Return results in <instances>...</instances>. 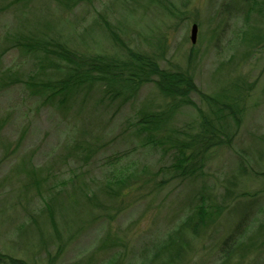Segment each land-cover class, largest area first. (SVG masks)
I'll return each instance as SVG.
<instances>
[{"label": "rangeland", "instance_id": "obj_1", "mask_svg": "<svg viewBox=\"0 0 264 264\" xmlns=\"http://www.w3.org/2000/svg\"><path fill=\"white\" fill-rule=\"evenodd\" d=\"M125 46L238 101L230 139L185 175L169 170L176 139L152 142L139 120L164 113L186 139L198 109H213L196 92L183 103L154 81L130 97L88 82L50 96L71 66L60 53L119 61ZM263 171L264 0H0L2 252L32 264H264Z\"/></svg>", "mask_w": 264, "mask_h": 264}, {"label": "trees", "instance_id": "obj_2", "mask_svg": "<svg viewBox=\"0 0 264 264\" xmlns=\"http://www.w3.org/2000/svg\"><path fill=\"white\" fill-rule=\"evenodd\" d=\"M115 40L118 41V38ZM125 49L127 56L125 59L119 61H116V59H105L101 55L83 59L63 51L59 55H62L71 66L68 68L69 72L67 75L54 84V91L50 96L55 97V95L59 94L68 95L73 93V89H78V86L80 87L88 82L101 84L106 88L117 87L116 95L122 93L126 94L125 97H130L136 87L143 83L154 81L159 91L165 97L173 100L181 99L183 103H193L189 99V95L192 92H196L203 100L210 102V106L213 109L208 114L202 109H198L201 117L199 129L186 139H181L176 134L172 133L171 135L169 133L167 117L164 113H143L142 119L139 120L143 126L142 128L153 136L152 142L158 143L156 140L161 142V139L162 142H169L171 139H176L171 148L174 162L169 165V170L176 171L179 175H185L188 173V166L186 164L191 161L198 162L203 160L210 149L227 142L229 134L226 133L224 123L229 118L238 119L240 114V110L236 107L238 101L234 98L232 100L229 98L220 101L213 96H207L197 87L193 76L188 70L163 68L153 56L141 53L127 46H125ZM118 87L126 89V91ZM89 150L90 148L87 149V151ZM190 173L194 174V169ZM262 174L264 175V171ZM198 214L200 220L203 222L206 218L204 202L199 206ZM240 224L234 227L232 233L223 242L224 248L227 245L231 247L236 244L235 233L238 231ZM229 250L227 249V251ZM56 258V255L52 256L50 264H54ZM0 264L32 263L0 250Z\"/></svg>", "mask_w": 264, "mask_h": 264}, {"label": "water", "instance_id": "obj_3", "mask_svg": "<svg viewBox=\"0 0 264 264\" xmlns=\"http://www.w3.org/2000/svg\"><path fill=\"white\" fill-rule=\"evenodd\" d=\"M191 27H192V31H191V40H192L193 43H195V42H196V39H197L198 26H197V24L195 23V24H193V26H191Z\"/></svg>", "mask_w": 264, "mask_h": 264}]
</instances>
